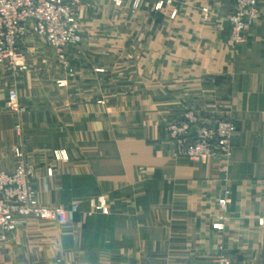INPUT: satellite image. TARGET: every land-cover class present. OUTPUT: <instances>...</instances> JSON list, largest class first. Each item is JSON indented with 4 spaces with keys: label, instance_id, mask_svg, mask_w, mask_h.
I'll use <instances>...</instances> for the list:
<instances>
[{
    "label": "crops",
    "instance_id": "0c3cea01",
    "mask_svg": "<svg viewBox=\"0 0 264 264\" xmlns=\"http://www.w3.org/2000/svg\"><path fill=\"white\" fill-rule=\"evenodd\" d=\"M164 2L113 10L126 20L70 50L72 74L37 38L26 71L0 67V172L20 149L40 202L72 212L0 235V264H264V0L237 51L232 0ZM190 110L236 124L230 161L174 159L166 127Z\"/></svg>",
    "mask_w": 264,
    "mask_h": 264
},
{
    "label": "built area",
    "instance_id": "2783aa9c",
    "mask_svg": "<svg viewBox=\"0 0 264 264\" xmlns=\"http://www.w3.org/2000/svg\"><path fill=\"white\" fill-rule=\"evenodd\" d=\"M91 0H0V67L26 71L21 47L29 38H37L53 49L58 60L69 70L68 52L83 43L79 9ZM228 16L231 41L237 51L246 39V32L259 20V0H232ZM141 0L134 1V9ZM72 73V70H69ZM6 109L12 113L24 112L19 94L11 90ZM175 145L174 159L194 163L210 158L228 162L233 156V138L237 132L234 122L210 120L196 112L185 111L180 118L166 127ZM193 133V134H192ZM18 160L12 173L0 172V235H9L24 229L32 219L67 224L72 212L63 207L42 204L32 185L34 167L20 149L15 150ZM227 204L226 200L220 202ZM99 208L103 209L100 205ZM264 229V215L258 221ZM222 264H227L225 260Z\"/></svg>",
    "mask_w": 264,
    "mask_h": 264
},
{
    "label": "rangeland",
    "instance_id": "374dc122",
    "mask_svg": "<svg viewBox=\"0 0 264 264\" xmlns=\"http://www.w3.org/2000/svg\"><path fill=\"white\" fill-rule=\"evenodd\" d=\"M134 1L135 0H91V2L85 3L79 9V20H80L83 40L85 39L86 36H88V38L89 37L91 38H98V37L114 38L115 36H113V34H116L115 32L116 28L114 26L115 18L120 17L126 20L127 16L126 15L125 16L115 15L113 10L130 7L133 11H138L141 7L150 5L149 3L150 0H141L140 7L138 9H134V6H133ZM164 3H165L164 0H157V3L155 4L156 10H160L163 7ZM83 7L87 8L86 9L87 11L82 21L81 10L84 9ZM105 8L111 9V11H108L109 14L104 15ZM175 16H176L175 13L172 14V17H175ZM104 21L107 22L108 28L110 27L109 25L111 24V30H112L111 32L105 33V32L99 31L100 30L99 26L102 24L101 22H104ZM58 62L61 65L63 70H66L68 72L69 70H72V73H73V69L71 65H70L71 69L68 70L59 60ZM61 85L62 84L60 83V86Z\"/></svg>",
    "mask_w": 264,
    "mask_h": 264
},
{
    "label": "water",
    "instance_id": "95a60500",
    "mask_svg": "<svg viewBox=\"0 0 264 264\" xmlns=\"http://www.w3.org/2000/svg\"><path fill=\"white\" fill-rule=\"evenodd\" d=\"M193 134V133H192Z\"/></svg>",
    "mask_w": 264,
    "mask_h": 264
}]
</instances>
